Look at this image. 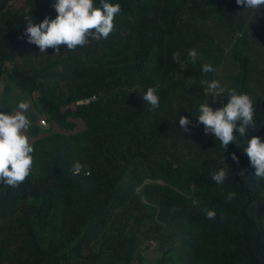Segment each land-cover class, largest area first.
Returning <instances> with one entry per match:
<instances>
[{
    "label": "trees",
    "instance_id": "16d2710c",
    "mask_svg": "<svg viewBox=\"0 0 264 264\" xmlns=\"http://www.w3.org/2000/svg\"><path fill=\"white\" fill-rule=\"evenodd\" d=\"M54 2L0 0L1 100L27 96L48 124L27 117L32 173L17 188L0 182V264H146L152 241L159 255L148 264H264V178L245 151L252 136L264 141V85L253 87L246 6L109 0L121 11L106 39L40 53L25 17L54 19ZM225 61L237 70L229 88L253 99L256 121L227 149L195 115L206 101L227 103L201 83L216 80ZM205 63L215 71L204 73ZM148 87L160 97L155 111L142 100ZM179 116L191 120L189 132ZM76 160L90 175L73 174ZM228 166V179L215 183L211 173Z\"/></svg>",
    "mask_w": 264,
    "mask_h": 264
},
{
    "label": "clouds",
    "instance_id": "9594fccd",
    "mask_svg": "<svg viewBox=\"0 0 264 264\" xmlns=\"http://www.w3.org/2000/svg\"><path fill=\"white\" fill-rule=\"evenodd\" d=\"M236 3L253 11L264 9V0H236ZM53 7L57 12L54 19L46 16L37 24L31 16L25 17V35L30 43L39 47L40 53H47L49 48L59 53L61 45L72 51L86 46L90 41L106 39L114 30V19L121 11L119 4L110 3L109 0H100L99 7L95 0H55ZM188 57L195 64L196 50L190 49ZM173 58L184 67L178 52L173 54ZM202 70L204 73L215 71L207 63L202 65ZM201 83L206 85V95L226 97L227 103L215 109L207 101L200 104L195 114L198 116V124L203 125L205 134H212L223 148L227 149L232 143L239 146L237 137L244 140L249 129L256 127L253 99L235 88L222 86L218 80H203ZM142 100L151 106V111L160 107V97L154 87L147 88ZM30 107V101L20 100L10 113L0 111V182L12 188L19 187L32 173L34 147L25 134L30 127L25 113ZM190 124L191 120L187 116H179V125L185 133L189 132ZM245 143V151L251 166L255 168V176L264 178V141L259 136H252ZM232 160L239 163L235 153L232 154ZM229 170V166L220 167L211 173V179L222 184L228 179ZM72 171L74 175L81 172L90 175L78 160L74 161ZM246 171L241 169L239 174L245 176ZM235 196L234 192H229L227 200L231 202ZM203 211L208 220H215L217 213L214 209L205 208Z\"/></svg>",
    "mask_w": 264,
    "mask_h": 264
},
{
    "label": "rangeland",
    "instance_id": "374dc122",
    "mask_svg": "<svg viewBox=\"0 0 264 264\" xmlns=\"http://www.w3.org/2000/svg\"><path fill=\"white\" fill-rule=\"evenodd\" d=\"M243 25L247 28L250 50L254 58L255 77L253 80V87L259 88L260 85H264V9L259 11L245 9L243 14ZM236 71V66L232 62L225 61L224 67L220 69L216 75V80L220 81L222 86L229 88L231 85V76ZM1 95L2 93L0 92V111L5 114H8L11 110L15 109L20 100H27L31 102V107L25 115L29 119L32 118L35 124H37L38 120L40 121L43 118L37 115L31 99L27 96L18 92H13L8 100H1ZM215 99H217V97H215ZM216 101L217 100H215V102ZM78 124L82 127L80 122H78ZM158 255V246L152 241L149 243V247L146 248V251L144 252L146 264L154 262Z\"/></svg>",
    "mask_w": 264,
    "mask_h": 264
},
{
    "label": "built area",
    "instance_id": "2783aa9c",
    "mask_svg": "<svg viewBox=\"0 0 264 264\" xmlns=\"http://www.w3.org/2000/svg\"><path fill=\"white\" fill-rule=\"evenodd\" d=\"M96 98V96H92L91 98H88V99H85V100H81L78 102V104H88L90 103L91 101H93L94 99ZM40 125L43 126V127H46L48 124H47V120L42 118L40 121H39Z\"/></svg>",
    "mask_w": 264,
    "mask_h": 264
}]
</instances>
